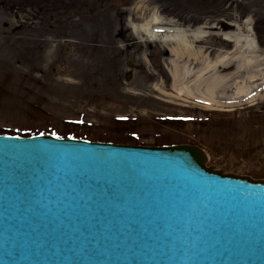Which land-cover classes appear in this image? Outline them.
<instances>
[{"label": "water", "instance_id": "obj_1", "mask_svg": "<svg viewBox=\"0 0 264 264\" xmlns=\"http://www.w3.org/2000/svg\"><path fill=\"white\" fill-rule=\"evenodd\" d=\"M206 161L0 136V264H264V181Z\"/></svg>", "mask_w": 264, "mask_h": 264}, {"label": "rangeland", "instance_id": "obj_2", "mask_svg": "<svg viewBox=\"0 0 264 264\" xmlns=\"http://www.w3.org/2000/svg\"><path fill=\"white\" fill-rule=\"evenodd\" d=\"M113 1L82 0L76 14L63 13L69 35L74 28L69 43L39 42L36 33L15 28L22 15L10 10L13 0L3 1L0 134L65 136L85 129L94 140L122 135L121 140L143 145H154L164 135L168 138L160 142L202 148L215 170L264 180V92L253 101L235 100L219 108L178 98L166 48L133 36L126 26L142 23L154 12L180 28L203 25L208 35L198 46L213 59L232 50L213 36L220 32V21L236 24L244 14L255 22L264 0H222V5L221 0ZM85 4L93 13L82 8ZM129 133L137 137L131 139Z\"/></svg>", "mask_w": 264, "mask_h": 264}, {"label": "bare ground", "instance_id": "obj_3", "mask_svg": "<svg viewBox=\"0 0 264 264\" xmlns=\"http://www.w3.org/2000/svg\"><path fill=\"white\" fill-rule=\"evenodd\" d=\"M143 20L129 24L131 34L166 48L167 71L178 98L219 108L235 100L253 101L256 94L264 91V52L251 37L249 19L243 25L245 32L240 28L222 34L233 51L213 59L204 52L205 48L198 46L208 35L205 26L184 30L157 12Z\"/></svg>", "mask_w": 264, "mask_h": 264}, {"label": "flooded vegetation", "instance_id": "obj_4", "mask_svg": "<svg viewBox=\"0 0 264 264\" xmlns=\"http://www.w3.org/2000/svg\"><path fill=\"white\" fill-rule=\"evenodd\" d=\"M81 2L82 0H13L14 6L10 10L14 13L19 12L22 15V18H19L22 24H18L15 28H22L28 31L29 35L36 33L34 37L39 42L52 40L64 43L69 41V36L73 38L74 28H70L69 35V29L65 26L66 24L62 23V14H66L67 17L73 16L80 7ZM220 3L222 5V0ZM230 5L231 1L228 6V9L231 10ZM82 8H90L91 13L94 10L92 6L87 4L83 5ZM244 16L243 14L240 17L243 19ZM251 26L256 46L264 51V5L261 16L255 22L252 20ZM48 31L54 32L56 36L49 35ZM63 31L65 32L64 34ZM40 33H42V36Z\"/></svg>", "mask_w": 264, "mask_h": 264}, {"label": "trees", "instance_id": "obj_5", "mask_svg": "<svg viewBox=\"0 0 264 264\" xmlns=\"http://www.w3.org/2000/svg\"><path fill=\"white\" fill-rule=\"evenodd\" d=\"M157 142H158V144H162V143H164V142H160V140H158Z\"/></svg>", "mask_w": 264, "mask_h": 264}]
</instances>
